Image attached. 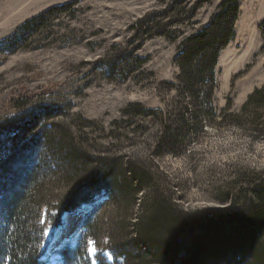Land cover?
<instances>
[{
  "label": "rangeland",
  "instance_id": "1",
  "mask_svg": "<svg viewBox=\"0 0 264 264\" xmlns=\"http://www.w3.org/2000/svg\"><path fill=\"white\" fill-rule=\"evenodd\" d=\"M236 1L235 35L218 46L210 87L203 79L185 84L178 57L225 0H0V44L28 20L73 5L17 51H0V172L10 158L11 185L16 169L37 166L40 264H123L117 245L131 240V225L155 197L191 217L226 209L245 177L264 173V136L235 122L264 86V0ZM24 98L32 101L27 108L12 104ZM66 137L98 163L112 161L115 179L96 177L97 194L61 212L65 195L92 176L91 166L76 169L60 148ZM66 217L70 233L59 241Z\"/></svg>",
  "mask_w": 264,
  "mask_h": 264
},
{
  "label": "trees",
  "instance_id": "2",
  "mask_svg": "<svg viewBox=\"0 0 264 264\" xmlns=\"http://www.w3.org/2000/svg\"><path fill=\"white\" fill-rule=\"evenodd\" d=\"M230 2L231 0H225L222 12L216 16L212 25L191 37L185 50L179 55L182 69L180 79L185 84L203 79L211 84L210 87L215 86L218 48L226 46L235 35L234 22L239 6L236 0L234 4ZM69 6L73 5L51 8L28 20L14 35L0 44V51H17L21 47L19 44L22 39L26 40L28 36L46 27L56 11L62 12L71 8ZM207 69H210L209 72ZM31 103L32 101L24 98L12 104L18 109H25ZM231 107L230 102L223 112H228ZM235 117V122H250L255 126V132L264 136V86L250 95L242 111L235 114ZM65 134L67 136V133ZM66 138L68 144L62 142L60 148L74 160L76 169L79 166H91L92 176L79 181L75 188L65 195L60 206L61 212L75 210L88 202L94 192L97 194L99 190L94 191L92 185L96 177L103 182L115 179L109 168L110 164L113 165L112 161L102 158L98 163L95 157L75 149L74 142ZM52 141L53 139H49L47 143L52 144ZM24 147L21 145L16 149ZM67 154L64 158H67ZM8 161L10 158L2 161L4 173L0 172V176H4V180L13 171ZM23 166L25 167L16 169L18 175L15 182L12 181L9 185V181L5 180L2 189L6 193L2 200L4 233L0 236V261L9 260L5 264H40L41 237L34 234V229L37 232L40 226V201L36 196V190L39 188L37 166L30 163ZM245 182L247 184L242 185L232 199H227L230 206L226 209L196 213L191 217L177 210L170 202H162L155 197L151 207L144 212L143 218L131 225V240L123 239V243L116 244L120 249L116 257H121L123 264H147L146 261L143 262V257L144 260H155L157 264L170 260L171 264H264V173L249 175L245 177ZM129 183L134 186L133 179L129 178ZM101 190L102 188L100 192ZM143 243L144 247L149 249L146 252L140 248Z\"/></svg>",
  "mask_w": 264,
  "mask_h": 264
},
{
  "label": "bare ground",
  "instance_id": "3",
  "mask_svg": "<svg viewBox=\"0 0 264 264\" xmlns=\"http://www.w3.org/2000/svg\"><path fill=\"white\" fill-rule=\"evenodd\" d=\"M71 223H72V219H70L69 217L64 218V224H63L64 226L61 227V228H59V230H57V234H56V236L58 237L59 241H62L64 239H66L67 236L69 235V233H70V227H68V226Z\"/></svg>",
  "mask_w": 264,
  "mask_h": 264
},
{
  "label": "snow or ice",
  "instance_id": "4",
  "mask_svg": "<svg viewBox=\"0 0 264 264\" xmlns=\"http://www.w3.org/2000/svg\"><path fill=\"white\" fill-rule=\"evenodd\" d=\"M88 243L91 244L92 241H89ZM89 251L91 252V251H93V249L90 248ZM57 259H58V257H57Z\"/></svg>",
  "mask_w": 264,
  "mask_h": 264
}]
</instances>
